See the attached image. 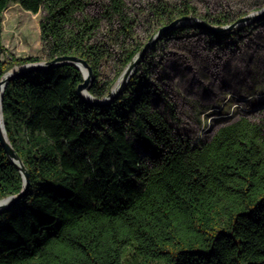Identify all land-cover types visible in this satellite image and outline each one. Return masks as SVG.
<instances>
[{
    "label": "trees",
    "instance_id": "16d2710c",
    "mask_svg": "<svg viewBox=\"0 0 264 264\" xmlns=\"http://www.w3.org/2000/svg\"><path fill=\"white\" fill-rule=\"evenodd\" d=\"M10 3L44 11L39 27L45 60L85 59L93 73L87 90L96 97L109 92L161 26L187 15L225 25L249 13L227 5L201 13L194 0H102L94 13V0H0V79L15 64L40 60L3 59L2 18ZM193 30L219 40L243 29H170L106 105L79 94L83 75L70 63L7 82L4 128L29 186L0 210V264H264V115L240 116L209 140L192 142L154 106L161 95L151 77L155 52ZM108 60L118 69L102 81ZM167 107L176 118L169 102ZM22 186L0 141V198Z\"/></svg>",
    "mask_w": 264,
    "mask_h": 264
},
{
    "label": "rangeland",
    "instance_id": "374dc122",
    "mask_svg": "<svg viewBox=\"0 0 264 264\" xmlns=\"http://www.w3.org/2000/svg\"><path fill=\"white\" fill-rule=\"evenodd\" d=\"M94 1L92 13L102 0ZM194 3L201 13H217L224 5L249 9L251 13L264 5L263 0H194ZM253 4L259 8H251ZM43 14V10L32 13L16 3L7 6L2 18L4 60L30 55L45 60L39 27ZM237 28L243 30L235 35L224 34L219 40L207 31L193 30L166 40L155 52L151 77L161 95L154 97V106L164 113L175 133L192 142L209 140L221 125L240 116L259 120L264 115V17ZM138 35L145 41L144 28L138 29ZM16 65L19 64L10 69ZM117 69L116 61H105L100 69L101 80H110ZM167 102L176 118L172 117Z\"/></svg>",
    "mask_w": 264,
    "mask_h": 264
},
{
    "label": "water",
    "instance_id": "95a60500",
    "mask_svg": "<svg viewBox=\"0 0 264 264\" xmlns=\"http://www.w3.org/2000/svg\"><path fill=\"white\" fill-rule=\"evenodd\" d=\"M264 1V0H263ZM264 17V5L261 9L253 11L251 13L245 14L237 18L234 22L225 24V25H215L211 24L197 16H183L180 18H177L170 22L169 24L161 26L142 46L141 50L136 53L134 58L131 60L130 63L126 65V67L123 69L119 77L116 79L115 83L116 84L119 80V83L115 88L113 86L109 90V92L103 96V97H96L92 94H90L87 90L89 85L91 84L93 80V73L92 69L87 63V61L79 56L75 55H58L55 56L52 59L49 60H39V61H34V62H27V63H22L19 65H16L14 67H17L16 69L12 70L9 69L6 71L3 76L0 79V85L4 84V87L2 89V92L0 94V141L1 144L3 145L7 155L10 157V159L15 163L17 168L19 169L21 176L23 178V186L22 189L13 195H9L3 198H0V210L6 207H10L13 203H15L20 197H22L28 186H29V174L27 172V169L25 165L23 164L22 160L18 156L17 152L9 142L5 128H4V122L2 118V100H3V92L4 88L7 84V82L23 73L31 72L37 69H48L52 66H57L60 64H74L76 67H78L83 75V81L78 84L77 90L79 94L89 103L91 104H96V105H106L110 103L123 89L125 84L127 83L129 77L133 73L135 67L139 63L140 59L147 53V51L151 48L155 42L163 36L167 31L170 29L177 27L179 25H193L195 27L199 28H204L208 29L212 33H223L226 31H231L238 27L239 25L249 22L252 20H257ZM83 90L86 91V95L83 93Z\"/></svg>",
    "mask_w": 264,
    "mask_h": 264
},
{
    "label": "bare ground",
    "instance_id": "6f19581e",
    "mask_svg": "<svg viewBox=\"0 0 264 264\" xmlns=\"http://www.w3.org/2000/svg\"><path fill=\"white\" fill-rule=\"evenodd\" d=\"M17 67H15L14 69H16ZM14 69H12V70H14ZM120 81V80H119ZM119 83V82H118ZM117 83V84H118ZM117 84L113 87V88H115L116 86H117ZM3 87H4V84H1L0 85V94H1V92H2V89H3ZM83 93L86 95L87 93H86V91L85 90H83Z\"/></svg>",
    "mask_w": 264,
    "mask_h": 264
}]
</instances>
